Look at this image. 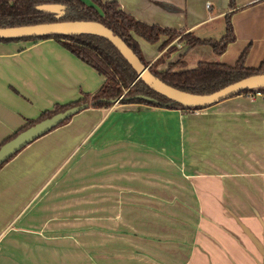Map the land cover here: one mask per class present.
I'll use <instances>...</instances> for the list:
<instances>
[{
	"label": "crops",
	"instance_id": "crops-1",
	"mask_svg": "<svg viewBox=\"0 0 264 264\" xmlns=\"http://www.w3.org/2000/svg\"><path fill=\"white\" fill-rule=\"evenodd\" d=\"M101 1L202 40L220 41L232 13L236 39L221 55L179 40L167 55V37L135 36L150 66L164 58L160 72L211 54L235 66L245 50L247 68L264 62V0ZM104 82L55 39L0 42V146ZM255 96L199 114L88 108L35 140L0 169V264H264V96Z\"/></svg>",
	"mask_w": 264,
	"mask_h": 264
},
{
	"label": "trees",
	"instance_id": "trees-1",
	"mask_svg": "<svg viewBox=\"0 0 264 264\" xmlns=\"http://www.w3.org/2000/svg\"><path fill=\"white\" fill-rule=\"evenodd\" d=\"M230 1V6L233 8L234 0ZM92 3L93 5H87L81 0H0V28L38 25L59 21L99 22L117 34L134 51L142 63L146 67H149L150 72L154 76L174 88L193 94H212L245 78L264 74V62L258 69L246 67L247 50H245L235 66L201 62L195 69H187L183 59H180L176 63L170 64L165 72H159L157 69L164 62V58H159L150 66L144 60L139 43L135 39V36H137L150 44H156L165 36L168 40L161 47V50H164L170 43L178 39L179 42L188 46L190 50L199 46H209L215 54L221 55L226 51L228 45L236 39L231 22L232 13L226 15V35L220 41H216L202 40L192 34L183 35L181 32L163 29L156 25H147L123 12L116 1L103 3L101 0H92ZM45 4L65 6V16L57 19L52 14L40 12L37 7ZM46 39H55L77 58L96 70L105 78L104 85L94 95L84 94L76 102L65 106L57 105L53 111L44 112L38 120L28 121L22 130L6 140L5 143L38 122L82 104H89L88 108L110 109L122 98L119 104H141L167 110H193L174 103L150 89L142 79H138L137 72L124 59L116 47L102 37L81 35L28 40L39 41ZM16 41L27 40H0V42ZM175 51L176 47L171 46L168 48L167 53L173 54ZM255 93H261L264 96V89L244 91L233 98L241 95L249 96ZM139 96H146L153 100L140 99ZM71 119L66 120L58 127L68 123Z\"/></svg>",
	"mask_w": 264,
	"mask_h": 264
},
{
	"label": "water",
	"instance_id": "water-1",
	"mask_svg": "<svg viewBox=\"0 0 264 264\" xmlns=\"http://www.w3.org/2000/svg\"><path fill=\"white\" fill-rule=\"evenodd\" d=\"M37 9L40 12L52 14L57 19L63 18L66 14V7L59 4H45L38 6ZM81 35L102 37L110 41L137 72L138 79H142L143 82L156 93L185 108L201 111L229 100L244 91L264 89V74L245 78L212 94H193L174 88L154 76L150 72L149 67H146L142 63L134 51L117 34L105 25L95 21H59L38 25L0 28V40H28L45 37ZM139 98L149 101L153 100L146 96H139ZM121 99H119L115 105L118 104ZM88 107L89 104L71 107L64 112L55 114L50 118L38 122L34 126L18 134L0 147V167L35 140L48 134L66 120L73 118Z\"/></svg>",
	"mask_w": 264,
	"mask_h": 264
},
{
	"label": "rangeland",
	"instance_id": "rangeland-1",
	"mask_svg": "<svg viewBox=\"0 0 264 264\" xmlns=\"http://www.w3.org/2000/svg\"><path fill=\"white\" fill-rule=\"evenodd\" d=\"M176 40H178V39H176ZM175 40V41H176ZM170 45V44H169ZM168 45V46H169ZM173 46V45H172ZM169 47H171V46H169ZM168 47V48H169ZM175 47V46H174ZM206 49L205 50H207L210 54H211V50H210V48H208V47H205ZM200 49H202V48H200ZM197 51H199V50H197ZM167 55H169L168 53H167ZM211 57V58H210ZM209 58H206V59H204V60H202L203 62H212V59H214V57H212V54H211V56H210ZM196 68V67H195ZM194 67H193V69H195ZM160 72V71H159ZM165 72V71H164ZM255 96V94H251V95H249V96H247V97H244V98H253ZM258 96H261V95H258ZM256 97V96H255ZM145 106V105H144ZM189 113H191V112H189ZM191 114H195V113H191ZM117 221V220H116ZM136 232H128V233H123V232H116L115 233V235H116V240H119V239H127L128 237H126V236H128V235H130L131 236V238L133 239V237H134V234H135ZM125 234V235H124ZM100 235L102 236V233H100ZM143 236H148L149 237V233H143L142 234ZM167 236H169V235H165V237H163V238H167ZM104 238H106V234L104 233ZM151 238L152 239H154V240H161V239H163L161 236H159V237H155V236H151Z\"/></svg>",
	"mask_w": 264,
	"mask_h": 264
},
{
	"label": "built area",
	"instance_id": "built-area-1",
	"mask_svg": "<svg viewBox=\"0 0 264 264\" xmlns=\"http://www.w3.org/2000/svg\"><path fill=\"white\" fill-rule=\"evenodd\" d=\"M208 7H210V6H208ZM255 95H262V94L261 93H255ZM187 111H189L191 113H195V114H199L200 113V111H197V110H187Z\"/></svg>",
	"mask_w": 264,
	"mask_h": 264
}]
</instances>
